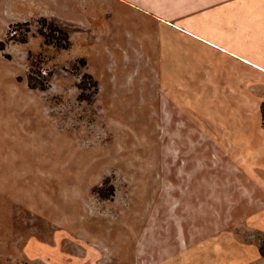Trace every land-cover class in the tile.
<instances>
[{
  "label": "rangeland",
  "instance_id": "obj_1",
  "mask_svg": "<svg viewBox=\"0 0 264 264\" xmlns=\"http://www.w3.org/2000/svg\"><path fill=\"white\" fill-rule=\"evenodd\" d=\"M134 16H110L100 30L40 17L11 23L0 41V264H161V249L175 248L178 225L197 234L201 248L231 255L219 262L264 264L260 106L249 95L252 107L237 118L247 126L225 129L229 111L176 93L174 72L165 78L159 60L163 37L153 27L136 31ZM43 19L69 34V49L46 44ZM29 75L46 89L30 88ZM175 121H195L205 136H217L207 167L222 168L224 154L241 158L240 178L259 194L248 202L235 178L230 195L248 214L218 208L221 223L211 213L196 223L195 212L207 209L193 216V208L161 197V168L190 167L189 155L202 151L180 144L176 160V144L164 139ZM220 188L215 193L226 195Z\"/></svg>",
  "mask_w": 264,
  "mask_h": 264
},
{
  "label": "crops",
  "instance_id": "obj_2",
  "mask_svg": "<svg viewBox=\"0 0 264 264\" xmlns=\"http://www.w3.org/2000/svg\"><path fill=\"white\" fill-rule=\"evenodd\" d=\"M121 14L136 15L129 21L135 20L131 26L138 32L152 27L158 31L165 41L159 57L165 63V78L174 72L177 94L191 93L198 96L203 107L229 111L231 121H224L225 129L247 126V119L238 121L237 118L239 111L252 107L249 95L255 97L254 103L261 108L264 101V0H0V41L11 23L54 17L80 27L94 23L95 29L100 30L107 26L110 16L113 21ZM215 122L218 127L221 125ZM216 137L214 132L205 136L195 121H175L174 134L170 140L167 136L164 138L165 143L174 141L176 144V160L180 159V144L197 145L191 150L200 149L202 145L201 152L189 155L190 167L176 162L175 168L160 170V194L165 202L174 201L177 208H193V216L194 209H207L195 212L196 223L199 215L202 217L205 213L213 214L216 217L213 219L221 223V214L228 207L235 208L236 215L242 216L240 208L245 207L234 206L230 195L235 178L241 190L246 187L243 198L248 202L254 203L255 195L259 194L257 189L256 193L248 189L241 180L246 169L238 166L242 164L240 157L231 159L229 154H224L222 168L207 167L205 157L211 155L215 159ZM165 156L168 157L167 151ZM198 161H203L205 166H200ZM217 186L223 187L226 195L215 193ZM218 208L223 209L221 214ZM245 212L248 214L246 208ZM175 234V248L160 251L161 264L171 259H175L171 264H230V259L220 262L217 259L223 254L230 257L229 253L224 249L219 252L215 248H201V239L194 232L189 237L178 225Z\"/></svg>",
  "mask_w": 264,
  "mask_h": 264
},
{
  "label": "trees",
  "instance_id": "obj_3",
  "mask_svg": "<svg viewBox=\"0 0 264 264\" xmlns=\"http://www.w3.org/2000/svg\"><path fill=\"white\" fill-rule=\"evenodd\" d=\"M43 25L48 26L49 32L48 34L45 32V28L43 27L40 29V34L45 37L46 44H53L57 46L58 48L62 49H69L71 46L70 36L67 32H65L63 29L55 25L54 23H47V19H43ZM23 24L28 25L29 22H25ZM20 23L15 24V26H19ZM19 42L26 43L27 38L23 37L22 39H19ZM0 44H3V42H0ZM95 86H97V82H94ZM29 87L32 89H46V85L43 82H38L34 79L33 75H29ZM261 117H262V125L264 127V101L261 104Z\"/></svg>",
  "mask_w": 264,
  "mask_h": 264
}]
</instances>
